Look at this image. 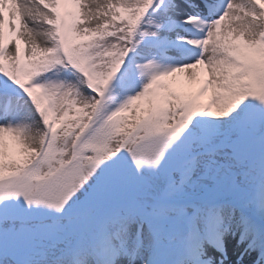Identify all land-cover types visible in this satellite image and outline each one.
Here are the masks:
<instances>
[{
    "label": "snow or ice",
    "instance_id": "obj_1",
    "mask_svg": "<svg viewBox=\"0 0 264 264\" xmlns=\"http://www.w3.org/2000/svg\"><path fill=\"white\" fill-rule=\"evenodd\" d=\"M0 264H264V0H0Z\"/></svg>",
    "mask_w": 264,
    "mask_h": 264
},
{
    "label": "rangeland",
    "instance_id": "obj_2",
    "mask_svg": "<svg viewBox=\"0 0 264 264\" xmlns=\"http://www.w3.org/2000/svg\"><path fill=\"white\" fill-rule=\"evenodd\" d=\"M181 79H182V76H181Z\"/></svg>",
    "mask_w": 264,
    "mask_h": 264
}]
</instances>
